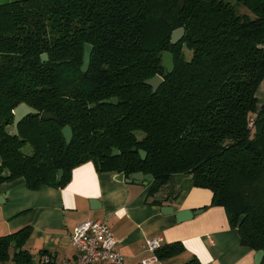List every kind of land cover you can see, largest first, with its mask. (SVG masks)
<instances>
[{
  "label": "trees",
  "instance_id": "trees-1",
  "mask_svg": "<svg viewBox=\"0 0 264 264\" xmlns=\"http://www.w3.org/2000/svg\"><path fill=\"white\" fill-rule=\"evenodd\" d=\"M180 27L184 36L171 44ZM85 43L93 48L82 72ZM156 74L164 80L152 91L144 81ZM263 80L264 0H184L180 10L178 0H0V182L62 187L91 161L126 177L151 174L148 202L163 204L174 176H188L190 187L211 191L209 205L224 208L241 244L264 251ZM21 102L37 113L16 131ZM44 110L60 123L42 119ZM28 236V227L1 236L0 264H34Z\"/></svg>",
  "mask_w": 264,
  "mask_h": 264
},
{
  "label": "crops",
  "instance_id": "crops-1",
  "mask_svg": "<svg viewBox=\"0 0 264 264\" xmlns=\"http://www.w3.org/2000/svg\"><path fill=\"white\" fill-rule=\"evenodd\" d=\"M257 97L259 102L264 99V80ZM150 185L128 181L116 171L98 170L91 161L74 167L62 187L32 189L23 177L3 180L0 237L28 227L23 248L33 256L34 264H42L45 254L74 259L71 233L75 226L86 220H103L116 239V249L124 255V264H141L142 259L152 256L143 244L157 234L163 238L160 248L177 243L182 247L170 255L157 256L150 264H183L191 259L198 264H254L256 251L241 244L238 230L222 206L209 205V189L190 187L188 176L175 175L167 190L174 195L172 201L154 204L147 199ZM165 205L177 211L209 206L178 222L175 212H162Z\"/></svg>",
  "mask_w": 264,
  "mask_h": 264
},
{
  "label": "built area",
  "instance_id": "built-area-1",
  "mask_svg": "<svg viewBox=\"0 0 264 264\" xmlns=\"http://www.w3.org/2000/svg\"><path fill=\"white\" fill-rule=\"evenodd\" d=\"M252 124V121H250ZM162 236L157 234L147 238L143 249L152 254L142 259L141 264H150L157 259L156 251L161 247ZM71 244L75 258L68 259L57 255L45 254L42 264H124L125 258L116 249V239L110 227L103 220H86L75 226L71 233Z\"/></svg>",
  "mask_w": 264,
  "mask_h": 264
},
{
  "label": "water",
  "instance_id": "water-1",
  "mask_svg": "<svg viewBox=\"0 0 264 264\" xmlns=\"http://www.w3.org/2000/svg\"><path fill=\"white\" fill-rule=\"evenodd\" d=\"M184 5V0H178V9H182ZM185 33V29L183 27L177 28L175 29L172 33H171V37H170V42L171 44H176L180 39H182V37L184 36ZM92 45L85 43L83 45V54H82V65L80 67L82 72H86L88 70L89 67V62H90V56H91V52H92ZM161 66L164 67L166 69V71L168 73H171L173 68H174V63H173V56L171 53L167 52V51H163L161 54ZM47 59V54H42L41 55V60L44 61ZM163 77L156 74L151 78H148L144 81L145 84L149 85L152 87V91H155L156 88L163 82ZM110 103H116L117 102V98L116 97H112L109 98L107 100ZM37 113V110L32 108L31 106L27 105L24 102H21L20 104H18L14 109H13V127L14 129L17 131V127H18V123L20 122V120L22 118H24L25 116L29 115V114H34ZM40 117L42 119H53L56 120L57 122L60 123V121L58 119H56L52 114L48 113L47 111H42L40 113ZM263 118H264V113H263ZM61 133L66 141L67 144L70 143L71 139H72V129L70 128V126L65 125L62 127L61 129ZM118 150L116 148H112V153L111 156L114 157L116 155H118ZM138 154L140 155V158L142 160L145 159L146 157V152L144 150L139 149L138 150ZM2 157L0 155V167L2 165ZM63 175V171L59 170L58 171V178L60 179ZM119 175L121 177H123L124 173L120 172ZM128 181H135V182H143L145 185L150 184L153 180V176L151 174H144L143 172L139 171V172H135L130 174L128 177ZM172 200L170 199L169 202H171ZM93 203V202H91ZM203 207L198 208L196 210H192V209H183V210H176V208L170 206V205H165L161 208L162 212L164 214H170L172 212H175V216H176V220L178 222H182L185 220H188L190 218H192V216L194 214H198L200 212L203 211ZM245 214L240 215L239 219H238V225H240L242 223V221L245 218ZM14 243V241H13ZM264 257V251L263 250H258L255 253L254 256V264H261L262 260Z\"/></svg>",
  "mask_w": 264,
  "mask_h": 264
},
{
  "label": "rangeland",
  "instance_id": "rangeland-1",
  "mask_svg": "<svg viewBox=\"0 0 264 264\" xmlns=\"http://www.w3.org/2000/svg\"><path fill=\"white\" fill-rule=\"evenodd\" d=\"M227 1H230L231 3H234L235 2V0H227ZM239 11L241 12V13H248L249 11L245 8V7H239ZM249 14L251 15V13L249 12ZM186 53H187V55H189L188 53L189 52H187L186 51ZM262 89H261V91H260V93L263 91V87H261ZM259 93V92H258ZM262 94V93H261ZM262 96V95H261ZM261 98H263V97H261ZM263 103V100L259 103V106H261V104ZM8 264H11V263H8Z\"/></svg>",
  "mask_w": 264,
  "mask_h": 264
}]
</instances>
